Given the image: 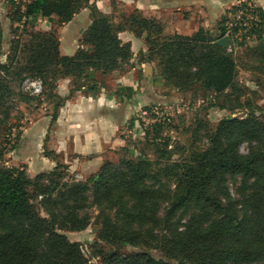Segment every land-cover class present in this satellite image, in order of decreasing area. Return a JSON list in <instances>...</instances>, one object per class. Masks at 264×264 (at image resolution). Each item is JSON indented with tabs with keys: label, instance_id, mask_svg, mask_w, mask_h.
I'll return each mask as SVG.
<instances>
[{
	"label": "trees",
	"instance_id": "trees-1",
	"mask_svg": "<svg viewBox=\"0 0 264 264\" xmlns=\"http://www.w3.org/2000/svg\"><path fill=\"white\" fill-rule=\"evenodd\" d=\"M22 1L15 4L12 18L22 25L30 15L63 24L81 8L90 7L91 23L80 42L90 45L91 50L79 46L73 55H65L59 50L58 35L33 31L29 35L38 42L35 46L23 44L22 49H27L30 56L24 67L17 68V75L24 70L39 74L37 77L52 73L51 82H45L54 91L57 80L65 77L86 86L80 78H88V67L108 73L128 63L131 46L118 33L130 29L137 36L147 32L143 38L146 59L157 60L164 81L178 87L198 82L216 94L231 89L227 110L233 112V103L245 104L247 110L220 119L212 131L205 127L207 147L192 148L183 160L171 164L169 171H164L167 164L143 155L119 159L120 167L105 158L84 183H68L53 178L61 177L67 169L65 165L61 169L58 160L48 173L42 171L34 177L28 176L23 167L0 165V264H92L79 242L70 241L62 233L89 225L87 213L81 212L89 200L85 192L90 193V204L98 212V238L114 245L109 252L97 253L102 264L264 263V114L247 96V88L237 83L233 56V41L237 40L245 50L260 55L255 68L263 78L256 83L264 91V9L246 0L225 9L218 21L220 36L229 37V46L224 47L217 43L219 37H212L204 28L189 35L165 36L161 24L145 14L140 16L137 8L131 17L116 22L90 0ZM2 41L0 19V54ZM12 44L16 49L20 39ZM13 56H7L9 63ZM9 63L0 60V71H9ZM8 94L10 90L0 74V103ZM242 94L244 103L238 102ZM48 95L58 99L53 103L54 119L64 98L56 92ZM137 120H128L130 130ZM163 123L156 120L149 125L157 134ZM245 142L249 149L241 153L239 146ZM226 173H236L249 183V193L239 202H245L249 212L238 215L234 210H225L219 216L208 217L203 209L212 206L217 211L223 207L214 191ZM171 174L173 186L166 180ZM44 178L50 182L45 183ZM36 202L43 204L46 217L39 214ZM125 245L141 249L122 253L120 248ZM147 248L158 249L165 258L154 257Z\"/></svg>",
	"mask_w": 264,
	"mask_h": 264
},
{
	"label": "rangeland",
	"instance_id": "rangeland-1",
	"mask_svg": "<svg viewBox=\"0 0 264 264\" xmlns=\"http://www.w3.org/2000/svg\"><path fill=\"white\" fill-rule=\"evenodd\" d=\"M17 1L19 0H0V19L3 27L0 60L3 63H9L7 56L11 57L14 55L11 62L8 64L9 71H0L2 78L5 79V83L10 90V94L6 95L4 98L5 102L0 103V165L23 167L28 176L34 177L39 172H42L37 171L38 168L47 167V162H41L43 164L39 167L40 161L15 159V153L12 151L19 143V140L22 139L24 129L28 128L32 120H36L39 116L47 113L46 110H49L47 105L51 102V104L56 103L58 99L57 97L48 95L55 93L54 88H50L45 82H51L53 78L52 73H47L44 76L40 75L44 83L41 94L33 96L21 90L20 84L25 77L39 76V74L25 70L21 75L16 74L17 68L24 67L29 61L30 52L27 49H22L23 44H33V46H35L38 39H31L29 33L36 30L31 28L30 25L24 24L21 26V22L17 25L12 23L15 22L12 18L15 16L14 6ZM232 1L234 0H175L172 5L162 6L161 8L154 9L150 13H147L149 15H145L159 22L162 27L161 33L168 37L174 35H189L199 28H204L210 32L212 37L220 38L218 21L221 14L225 9L233 4H238L242 0ZM246 1H250L252 4L261 6L264 9V0ZM113 3L115 10H113L110 15L116 18V22H123L124 19L132 16V10L135 9L132 2H118L117 0H113ZM140 11L141 13H137L142 16L144 13L142 10ZM59 25L61 24L54 21L51 28L41 31L46 32L45 34L54 33L55 37H57ZM48 34L45 36H48ZM17 38L20 39V44L14 49L12 43L16 42L18 40ZM155 56L157 59H160L159 55L156 54ZM233 56L237 62V83L247 88L246 91L249 93L247 96L251 98L253 103L262 110L261 113L264 114V91L256 83L257 80L263 78L262 73L255 68L260 61V55L245 50L237 40L233 41ZM153 61L155 62L157 60L153 59ZM121 71L122 68L118 71L112 70L108 75L111 77L112 74L121 73ZM141 72V69L137 68V78H139ZM53 84H55L54 80ZM149 84V97L143 99L140 103V107L131 115L138 119L135 121L134 128L129 130L127 120L123 127L120 128V134L123 140L121 143L122 145L114 154L105 152V158L112 157V162L115 163V166L120 167L119 159L121 158H135L139 155H143L152 160H160L162 165L167 164L164 171H169L168 167L177 161L183 160L182 158L188 155L192 148L202 150L207 147L208 138L205 127H208L212 131L220 119L228 115L235 116L247 110L245 104L241 105L239 103H233V112L227 110V95L233 93L231 89L216 94L213 91L203 89L198 82L188 86L178 87L161 79L160 81L153 80V82L151 81ZM140 87L141 84L138 81L136 88L139 91L141 89ZM146 91L147 90L144 89L140 92L146 95ZM141 97L142 96L139 95V98ZM244 100L245 95H240L238 102L244 103ZM217 102H219V104H224L226 108H220L218 105H215L218 104ZM261 113L258 111L257 115ZM156 120L164 122L157 134L149 125ZM145 134H148V138H145ZM26 138L31 142L36 136L29 134ZM45 140L49 142V144H53V140L50 138L49 134H47ZM48 147L49 145H45L46 151ZM30 149L31 147H29V150ZM248 149L249 144L246 142L239 146V152L241 153H246ZM128 150H132V153ZM58 161L61 169H63L62 166L64 165L67 167L65 162L60 159H58ZM56 163L55 161V165ZM45 172L48 173L47 171ZM75 172L76 170L73 172L66 170L61 177L54 175L53 178L60 182L84 183L88 175L80 176L75 174ZM164 174L167 175L165 172ZM169 176L171 177H167L166 180L170 183V186H173L175 179L172 174ZM49 180V178L43 179L45 183H49ZM216 190L217 192L214 191V194L216 193L218 198H220L223 207L217 211L214 210L212 206L205 209L202 208L208 217L214 218L219 216L223 214L225 210L230 213L234 210L238 215L249 212L245 202H242L243 204L239 203L242 201L243 195L250 191L249 183L247 181H242L240 175L236 173H226L223 182L217 185ZM85 194L89 197V200L86 203L87 206L84 207L81 212L87 213L90 222L89 225L83 230H65L62 231V233L66 234L70 241L79 242L84 255L89 259L90 263L102 264L97 253L101 250L109 252L114 245L105 243L104 241L102 242V240L98 238L96 232V229L100 225L98 218H96L98 212L95 206L90 204V193L85 192ZM37 205L39 207V214L46 217L47 213L43 204L38 202ZM262 210L264 212V203L262 205ZM140 249L139 247L125 245L120 248V251L122 253H131ZM146 250L156 258H165L156 248H147ZM225 264L264 263H237L227 261Z\"/></svg>",
	"mask_w": 264,
	"mask_h": 264
},
{
	"label": "crops",
	"instance_id": "crops-1",
	"mask_svg": "<svg viewBox=\"0 0 264 264\" xmlns=\"http://www.w3.org/2000/svg\"><path fill=\"white\" fill-rule=\"evenodd\" d=\"M117 1L132 2L134 8L142 10L146 15L154 9L175 2V0ZM91 3L105 14L115 10L113 0H91ZM114 20L116 21L115 17ZM53 21L41 15H30L23 20L34 30H48ZM12 23L17 25L20 21L15 20ZM90 23L91 9L86 6L75 13L69 21L59 25V50L62 54L73 55L79 46L87 51L91 50L90 45L80 42L83 32ZM22 24L21 22V26ZM118 35L122 41L130 43L132 50V57L128 63L113 69L118 71L122 68L121 73L112 74L111 78L109 72L103 73L88 67L86 70L88 78L84 75L80 78V83L86 82V86L74 84L73 77L58 79L55 92L64 100L57 107L55 118H52L55 108L51 102L47 105L49 109L46 110L47 113L32 120L28 128L24 129L22 139L12 151L15 153V159L40 161L39 167L43 164L41 162H47L46 168H38L37 171L53 169L55 161L60 159L67 165V171L76 170L75 174L87 176L99 168L105 159V152L114 154L119 149L123 141L120 128L133 117L131 115L140 107L142 100L149 97V83L153 80L160 81L162 77L156 63L146 59L147 45L143 38L147 32L137 36L130 29H123ZM137 68L142 71L139 78L136 74ZM138 81L141 84L140 91L147 90L146 95L136 88ZM139 95L142 97L139 98ZM29 134L36 136L31 142L26 138ZM47 134L53 140L52 145L45 140ZM45 145H49L47 151Z\"/></svg>",
	"mask_w": 264,
	"mask_h": 264
},
{
	"label": "built area",
	"instance_id": "built-area-1",
	"mask_svg": "<svg viewBox=\"0 0 264 264\" xmlns=\"http://www.w3.org/2000/svg\"><path fill=\"white\" fill-rule=\"evenodd\" d=\"M21 90L29 95H39L43 91V82L40 77L27 76L21 81Z\"/></svg>",
	"mask_w": 264,
	"mask_h": 264
},
{
	"label": "water",
	"instance_id": "water-1",
	"mask_svg": "<svg viewBox=\"0 0 264 264\" xmlns=\"http://www.w3.org/2000/svg\"><path fill=\"white\" fill-rule=\"evenodd\" d=\"M217 43L224 46V47H228L229 46V37L227 35H224L217 40Z\"/></svg>",
	"mask_w": 264,
	"mask_h": 264
}]
</instances>
